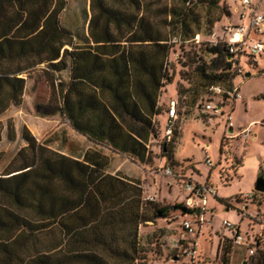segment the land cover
<instances>
[{
  "label": "trees",
  "instance_id": "obj_1",
  "mask_svg": "<svg viewBox=\"0 0 264 264\" xmlns=\"http://www.w3.org/2000/svg\"><path fill=\"white\" fill-rule=\"evenodd\" d=\"M222 2L89 0L83 25L70 29L61 23L66 0H0V117L21 105L25 76L40 70L55 82L53 113L88 141L146 163L158 101L173 82L169 54L209 35L229 15ZM226 41L206 47L214 58H198L191 86L177 90V108L180 98L192 108L203 90L229 89ZM6 130L13 142L10 121ZM176 134L175 126L162 144L167 161ZM20 138L26 145L4 167L0 152V264H139V226L166 212L145 200L141 182L110 174L99 150L74 159L38 143L25 127ZM231 247L228 239L218 242L220 264H229ZM253 257L264 264L263 253Z\"/></svg>",
  "mask_w": 264,
  "mask_h": 264
},
{
  "label": "rangeland",
  "instance_id": "obj_2",
  "mask_svg": "<svg viewBox=\"0 0 264 264\" xmlns=\"http://www.w3.org/2000/svg\"><path fill=\"white\" fill-rule=\"evenodd\" d=\"M66 2L67 8L61 15L62 25L70 29L82 26L85 11L89 14V0ZM222 4L229 15L222 16L209 35H199L198 38L184 43L182 48L177 44L169 54L167 73L173 82L170 87L163 88L158 101L161 111L155 119L157 135L148 141L147 162L140 164L123 156L114 157L116 163L121 164L122 170L130 169L128 173L132 177L129 178L141 182L143 197H152V202L166 209L164 216L138 228L139 255L143 257L139 264H188L189 261L181 255L180 248L186 238L194 239L197 243V264H220L218 241L223 237L233 238V233L224 226L225 222L237 227L244 238L247 235L253 237L263 230L259 224L251 225L250 215L264 212V193L253 191L258 173L264 171V56L258 57L257 67L254 69L249 68L244 58L241 60V67L249 72V77L243 78V81L242 78H236L241 98L231 105L232 133H228V127L222 126V117L201 113L200 105L205 101L217 103L220 100L219 96L212 97L209 89H205L192 108L185 107L184 98L179 99L177 134L170 145L172 162L167 161L162 152L166 102L177 98L180 87L187 89L191 86L192 69L198 58L206 63L214 58L206 52V47L217 45L226 39V27L238 22L239 0H223ZM260 12L264 13V0L261 2ZM258 40L264 43V33L258 35ZM37 71L32 72L26 80V97L31 102V114L51 123L55 119L64 122L57 113H53L56 109L55 82L46 72ZM62 77L67 79L65 73ZM11 114L13 112H7L0 117L5 135L7 123L10 121L13 125L8 118ZM248 125L251 128L246 140L241 136L233 137L232 134H238ZM61 131L54 135V149L71 151L79 157L90 146L85 138L69 128L64 127ZM63 134L65 140L59 138L60 135L63 138ZM23 143L25 142L21 138L10 143L8 140L0 142V151L4 153L2 167L22 148ZM206 157L212 162V167L205 164ZM165 165L175 166L174 172L181 179L163 175L162 169ZM187 179L192 183L206 181L217 193L216 198H208L205 224L199 228L197 222H191L195 231L193 236L183 233L181 223L184 212L181 213L180 208H176L178 205L184 207L188 192L184 190L183 183ZM225 179L229 181L225 182ZM244 195L253 196L252 204L251 201L241 198ZM242 211L246 213V217L240 214ZM196 232H199L198 235ZM229 259V264H261L258 260L247 258L244 251L239 252L232 247Z\"/></svg>",
  "mask_w": 264,
  "mask_h": 264
},
{
  "label": "built area",
  "instance_id": "obj_3",
  "mask_svg": "<svg viewBox=\"0 0 264 264\" xmlns=\"http://www.w3.org/2000/svg\"><path fill=\"white\" fill-rule=\"evenodd\" d=\"M261 2L262 0H239L238 22L227 26L225 29L227 34L226 49L229 57L227 61L231 63V71L234 78L228 90H224L220 85L211 87L209 89L210 95L212 97L219 96L220 100L217 103L207 101L201 108V113L204 115L222 117L224 128H229L231 123V105L241 98L240 87L235 83L237 77L244 78L247 73L241 67V60L244 58L249 68L254 69L257 67L258 57L264 56V43L258 40V35L264 33V13L260 12ZM177 106L176 98L168 100L163 133L165 142L171 140L173 130L177 124ZM250 128L251 126H247L238 134L232 135L233 137L241 136L243 140H246L250 134ZM204 162L207 166L212 167V162L209 158L206 157ZM162 170V174L165 176L180 178L169 166L164 167ZM183 188L188 192V196L184 201L185 211L181 226L186 235L193 236L195 231L191 222H197L199 228L205 224L204 217L208 208L207 201L208 198L216 197V189L206 182L192 183L189 179L184 180ZM252 197L251 195H244L241 198L250 201ZM145 200L152 201L153 198L147 197ZM196 211H198V215L195 214ZM240 214L246 217L245 212L242 211ZM250 216L253 223L263 227L261 233L253 237L248 235L247 238H244L237 227L227 222L224 223V226L233 233V238L228 239L231 241L232 247H245L246 253L253 257L258 251L264 254V212H256ZM180 248L182 249L181 255L186 257L189 261L188 264H197V243L194 239H184Z\"/></svg>",
  "mask_w": 264,
  "mask_h": 264
},
{
  "label": "crops",
  "instance_id": "obj_4",
  "mask_svg": "<svg viewBox=\"0 0 264 264\" xmlns=\"http://www.w3.org/2000/svg\"><path fill=\"white\" fill-rule=\"evenodd\" d=\"M37 72H39V71H37ZM40 73H43V72L41 71ZM28 77H30V75L25 77V79L27 80ZM248 77H249V72H247L245 74L244 79H246ZM238 78H241V77H238ZM244 79L242 78L241 80L243 81ZM26 82H25V88H24V92H23V96H22L21 105L19 107L12 106L7 111V112H13V114L9 115L8 118L12 120L14 129H15L16 138H15L14 141H16V140H18L20 138V131H21V129L23 127H25L31 133V135L35 138V140L38 143L46 145L48 148H50V149H52V150H54V151H56L58 153H61L63 155H66L68 157L74 158V159H82L84 153L86 151H88V150H99V151H102V153L104 155L109 157V169H108V172L110 174H112V175H114V174H121L122 175L123 174V175H125L127 177H132L131 174L128 173V170H130V169L122 170L121 164H117L116 161L114 160V157H121L122 155L113 153L112 151H110L106 147H103L101 145H97V144H94V143L88 141L87 138H85L84 136H82L79 133H77L76 131H74L71 128V126L69 125V123L66 120L62 119L59 115H58V117L61 118V120H63L64 122H58L55 119L54 123H51V121H47L46 119H41V118H37V117L33 116V114H31V102H30L29 98L26 97ZM235 83H236V79H235ZM19 113H21V114H19ZM222 126L224 127L223 124H222ZM64 127L69 128L74 133H76L79 136L85 138L90 143V146L86 148V150L84 151V153L81 156L78 157V156L74 155L71 151H66V150H63V149H56V148L54 149L53 148V145L55 144L54 135L60 133V131ZM229 127L233 128L232 124H230ZM222 132H223V129H222ZM64 136H65V134H63V138H62L61 135H60L59 138L65 140ZM4 140H7V135L4 134V129H3L1 142L4 141ZM24 146H25V143H23L22 147H24ZM123 157H125V156H123ZM125 158H127V157H125ZM128 159H131V158H128ZM197 183H199V182H197ZM216 195H217V193H216ZM207 203H208V201H207ZM251 230H252V226H251ZM232 248L234 250H236V251H239V252L241 250L244 251V255L247 258H251V259L257 260V257H250L246 253L245 247H232ZM244 263L245 262H242V264H244Z\"/></svg>",
  "mask_w": 264,
  "mask_h": 264
},
{
  "label": "water",
  "instance_id": "obj_5",
  "mask_svg": "<svg viewBox=\"0 0 264 264\" xmlns=\"http://www.w3.org/2000/svg\"><path fill=\"white\" fill-rule=\"evenodd\" d=\"M227 58H229V57H227ZM232 131H233L232 127H229L228 133H232ZM163 143L165 145V141H163ZM253 191H255L257 193H261V194L264 193V171H262V170L257 175L256 182H255V185L253 187ZM180 211L184 212L185 208L180 207ZM195 214L198 215V211H196Z\"/></svg>",
  "mask_w": 264,
  "mask_h": 264
}]
</instances>
